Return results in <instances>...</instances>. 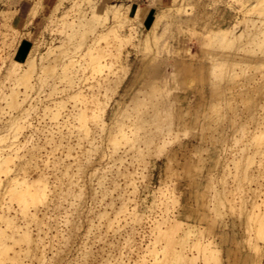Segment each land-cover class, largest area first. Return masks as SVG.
<instances>
[{
  "label": "bare ground",
  "instance_id": "bare-ground-1",
  "mask_svg": "<svg viewBox=\"0 0 264 264\" xmlns=\"http://www.w3.org/2000/svg\"><path fill=\"white\" fill-rule=\"evenodd\" d=\"M256 1L257 3L252 7V9L256 11L257 7H259L260 8L259 12L261 17L259 19L252 17L244 18L246 23V29L241 33H238L236 31V24L240 23L241 20L240 18H238L236 24L233 25L230 24L227 28L218 27L216 29V34L221 35L223 37V39L220 41V45H222L225 48L226 47L233 48L236 42L240 43L239 41H242L243 37H246L245 33L247 35H257L258 33L260 36L259 38L260 41L258 42L256 41L257 43H255V45L264 46V0H256ZM39 2H40L39 6H41L42 4L41 0H39ZM97 3H99V0L96 2L94 0H57L54 6L51 8L49 16L45 17L44 20L45 22L41 25V27H44V30L50 33L55 31H59L60 33H62L64 38L61 40V42L59 41L60 44L54 43L53 41L55 40L52 39L53 41L51 42V44L47 46V50L45 52H38L37 54H32L30 55V57H28L26 61L27 68L21 70L20 72L17 71L18 69L17 65L15 63H11V66L8 68L5 74V79H8L11 82L10 86L7 87L6 89L4 88L5 85H3L4 81L0 82V99L3 101L0 103V264H71L73 263L71 262L73 260H68L67 257L65 256L66 254H63L64 251L60 250L61 247H56L57 245L56 243H58L61 246L62 241L65 240L64 242L67 241L66 243L68 244V241L70 239L73 240L74 238L73 236L76 233H78L77 231H79L80 228H82L81 225L83 223H81L80 220L83 217L81 215L84 213V209L86 208V204L88 202L87 200L88 193H86L85 191L86 186L84 180V173H85L86 164L93 163V161H91L90 159L84 162L82 160V156L84 155V153L90 150H96L98 148L99 132H104L106 129L110 127V123H111V122L108 123V118H107L108 113H106L108 101L105 98L103 99L95 95L88 96L85 93L81 85L85 81V79H83L84 81L82 82L83 73L81 72L85 73L87 69H91L90 70L91 75L95 77L97 72H102L106 67L116 66L115 69L117 70H122V71L125 70L127 67L126 62H123L121 58L122 42L124 41V39H131V37L135 35L136 33L135 21L142 22L144 20V17L148 15V10H149L147 7L146 12L144 13L142 12V8L144 7L140 6L139 8L133 11L132 4H126V3L105 4V5L104 3H101L103 4V7H101L100 9L99 7L101 5L98 4L100 5L98 6ZM69 4L71 6H69ZM35 6H37L35 8L37 9L38 4L37 5L35 4ZM35 9H32L33 11L31 10L32 11L30 12L32 13L31 15L34 14ZM39 11H41V9ZM71 11H74L75 14H71ZM249 11H251V9L248 10V12ZM188 12L190 13V9L187 8L186 1L184 2V0H171V2L168 3L167 5L161 6V8L153 15L152 27H150L147 30V32L139 38L137 46L139 48L143 47L145 49H149L153 47L152 41H150L152 32L155 26L163 18H168L170 22H174L176 23V25L177 23L180 25L187 24V26L189 24H195L198 21V16L182 17L183 13L186 14ZM36 13L37 12H35L33 17H35V15H38ZM30 17L32 18V16ZM228 34L232 35V38L228 39L227 38ZM90 36H91L90 38L91 40L88 41ZM74 39L76 40L75 42H73L74 48L71 49L70 47L67 46L66 42L72 41ZM157 40H158L157 37H154L153 39L154 46H156L155 44H157ZM104 43L106 45H103ZM249 43L251 44V42ZM262 48L263 47H261V49ZM179 50H181L180 47L177 48V51ZM186 51L188 54L192 53L190 48H187ZM258 52L262 53V55L259 56ZM235 55L238 57L239 60L232 62L228 59L230 55L227 54L226 58L221 60L220 61L221 63L218 64V66L223 68L230 67L228 71V80H229L228 84L230 83L235 84L241 79V76H243V74L246 71V69H244L245 68L244 66L247 65V60L253 59L255 69L257 70L258 69L261 70L263 66L264 48L262 50H255L245 45L244 46L241 45L235 51ZM86 57H89L90 60L87 61L85 59ZM38 61H40V63H38ZM215 65H210V66L214 67ZM238 68H240L239 71L237 70ZM202 69H204V66H201L198 70H202ZM0 71H1V66H0ZM208 72H210V70H208ZM222 74L223 76L227 75L226 73L224 74V72ZM118 75L119 74L116 75L118 79L114 78L115 79L114 81L117 84H119L120 82V77ZM252 76L250 75L248 77H252ZM157 79H156V83H157ZM51 81L52 83L49 84ZM97 81L98 84L101 85L100 80ZM58 83H63L64 86L63 89L60 88ZM191 83L194 82L192 81ZM48 84L50 85V91L45 97H41L40 94L44 91L43 88ZM216 84H219V82L215 83V85ZM228 84L226 83V85ZM241 84L243 85V83ZM157 85L158 84H156V86ZM185 85H187V82ZM220 86L216 85V88H214L215 86L213 87V89L211 88L212 92L215 93V96L216 94L224 95L225 90L228 89L225 87V89L223 90ZM102 87H105V85H102ZM110 87L111 85L109 86L107 85L105 91L107 92ZM186 87H190V83ZM251 87L252 88L254 87V90H256L259 93H264L263 87H259V85L258 86L252 85L250 86V88ZM250 88L248 87L247 89L249 90ZM252 88L250 89V91L253 90ZM60 89L63 95L59 96ZM155 90L158 89H154L152 91ZM243 91L246 92L245 89ZM243 91H240L241 93L239 92L240 94L239 93L238 94L241 95L242 93H244ZM227 94H229V91ZM145 95L147 96V93L144 94V96ZM223 95H221V98ZM230 95L231 96H227V95L224 96L226 97L225 101L227 103V106H229L228 110L234 114V117H236L238 116V110H239L238 102H235L237 101V96L235 98L236 94L232 96L231 93ZM250 95L254 96L252 94ZM146 96L143 98V101L145 98L147 97L149 98V96L151 97L152 94L151 95L149 94L147 97ZM175 96H176L175 98L178 99L177 95ZM211 96L212 97H210V100L211 98L213 99L212 94ZM241 96H242L241 98L242 103L244 102L245 106H247V109H249L250 105L247 104L246 101L249 100L248 102H250L251 96L250 97L248 96V98H246L247 95L246 97L243 94ZM192 97L193 96H191V98ZM175 98L173 99L176 101ZM186 98H189V96L185 97L184 99ZM221 98L219 96L217 98L216 96V100L218 99L220 100ZM253 98L254 97H252V101H254ZM71 100L74 101V105L71 108H69L67 104ZM193 100H191V104L193 103ZM117 101L118 103H121L120 100ZM137 101H138L137 99L134 100V104L139 106V103H137ZM155 101L153 104H155L156 102L158 103V101L156 102ZM179 101L180 100L176 102ZM212 101H214V99ZM212 101H209V103L212 104ZM139 102L141 101L139 100ZM143 103H141L142 106L145 105V107H148V105L146 106L145 101ZM195 103L196 102H194V104ZM218 103L220 104L219 101ZM200 104H203V102H201ZM135 105H133V107H135ZM142 106L140 107V109L142 108ZM149 106L151 105L149 104ZM200 106L202 105H199V107ZM207 106H209L208 109H210L213 105L212 106L207 105ZM151 107H153V109L155 108L158 110V107L156 105L155 107L154 106ZM135 108L136 110H134ZM135 108L133 109L134 112L136 111L137 112L136 114L140 115L141 114L140 111L142 109L139 110L138 109L139 107L137 106ZM189 109L191 110L190 107ZM189 109L187 112L186 110L182 111V116H180L181 121L177 119L178 121H180L181 125L182 124H184V126L187 125L183 123V119L185 117L184 115L189 114L188 113L190 112ZM216 109H219L220 111L223 108L215 107L214 110ZM197 110L195 111L193 109L192 111H195L196 113L201 111V109L199 111ZM155 111L154 114H152V116L150 115L152 122L154 124L153 129L154 128L158 129L157 130L158 132L163 131L162 129H160L161 125H158L159 123H157L158 120L160 119L158 117V114L160 112L155 113ZM225 111L226 109L224 110V112ZM33 113L36 115V121L34 120L35 122L32 121L31 119ZM208 113L205 116L210 114L213 115L215 112L214 113L212 112L210 114ZM249 113L251 114V112ZM224 114L219 113L220 115L219 117L222 118ZM113 115L114 114L111 111L110 120L114 119ZM138 115L132 116L133 118H131L129 115L127 116H129L130 118L129 120L131 119L134 120L135 117H137L139 120L140 117L143 116L144 114H142L140 117H138ZM198 115L196 114L195 116ZM174 117H176V115ZM211 117H207V119L209 120V118ZM213 117L215 116L213 115ZM216 117H218V115ZM46 118H49L50 123L46 122L47 124H44ZM215 118L213 119L214 121ZM223 119H227V118L223 117ZM208 120H206V122ZM211 120L208 121L207 124L209 122L211 124ZM217 120L218 118L216 119V121ZM190 121L192 122V120ZM147 122L149 123L151 121L148 120ZM230 122H232L235 125L236 121L234 119ZM139 123H137V125ZM240 123L238 124H240L243 127L242 128L240 126L242 128L240 129L243 132V129H245V123L243 121L242 122L240 121ZM130 124L131 125L129 126L125 125V123H122L121 125H123L124 127L127 126L126 128L128 129L130 128V131L134 134L133 139L135 140L138 138L136 136H138L137 133L139 129L137 128L138 129V131L136 130L137 132L134 131L133 128L136 127V125H134L132 128V125L134 123H131L130 121ZM151 124L149 125L152 127ZM175 124L177 123L175 122ZM150 126H148L147 128L151 131L152 129H150L151 128ZM210 127L211 125H209V128ZM232 127L235 126L232 125ZM126 128H121L120 133L123 137L129 139ZM214 128H210V129L212 130ZM241 130L239 131L241 132ZM161 134L162 136L161 138H159L162 141L161 143H159L160 146L162 144H163L162 146H165L166 144L171 142V138L173 135V131L171 127L169 130ZM263 134L264 131L261 132L259 136L254 135L252 136V138L248 139L251 142V144L255 146L254 151L256 153H260L261 152L260 149L264 148V146L259 147V144L262 143L264 140V136H262ZM157 136H159V133ZM83 140L86 141L88 145L87 144L85 145ZM116 141L114 140L115 143ZM144 143L147 145L148 141ZM159 145L154 143L155 147H158ZM140 146L139 147L136 146L137 149L135 148V150L137 156L134 155L132 161L130 162H127V159H125L126 152H123L122 154H118V147L116 146L114 147L111 157H114L115 159L117 157L119 163L115 168L111 166V168L108 170L110 173L109 175L112 176L110 180V184H111L110 188L105 187L106 186L105 181H107L108 173H106V175L98 174L99 170H105L106 167L102 166L101 168H97V167L93 168L91 174L98 176V184L100 185L101 188L102 198L100 201H97L98 199H96V197L94 198L92 197L93 195L91 196L92 204L90 206L88 205L87 209H89L90 210L89 212H92V214L95 215V217L93 218L98 219L97 220L98 224L94 223L92 218L89 219L90 227H87L86 234L87 235L92 234L94 229H96V231L100 230L103 224V220H105L106 223V227H107L106 230L113 229L114 224L118 223V225H120L119 224L121 223L120 217L124 216L126 225L130 226L129 231H127L126 235L124 236V241H125L124 244H126V246L119 248L120 251L118 255L112 256L114 260L117 261L119 260L118 263L121 262L120 264H148L146 259L147 256L152 257V259L154 260V264H199L200 262H202L203 264H209L210 262H213L214 264H223L224 256H223L222 248L218 244H214V242H209V243L203 242L205 231L197 228L198 227L197 225L183 221L178 215L173 216V218L170 217L166 218L162 216V220L160 219H157L155 221L153 220L152 225L154 227H152L151 229L153 237H151L152 239L149 240L148 243H144L145 235L143 234H140V236L137 235L139 233L137 226L141 225L143 220H145V217L142 213L139 212L138 205L133 208H129V202L132 201V199H130V193L135 194L138 192L135 175L140 174V172H138L137 165L139 164L137 163L145 160V155H146V151L144 150V148H140ZM249 146L243 147L239 152V155H235L236 157L234 156L235 164L234 163L233 164L235 165V170H236V174L234 175V177L235 179H238L237 182L241 180L239 179L240 176L239 170L241 168V163L245 161L246 162L245 164H247L246 169H244L245 167H243L242 177H240L244 179L247 178L248 173H250V172L247 173V171H249L248 168L249 164L254 163L252 156L249 153V149H250ZM147 147L149 149L152 148L153 146L150 145L149 143V146ZM197 148L195 150H197ZM209 151L207 153L211 152ZM174 152L171 153V155L173 154L174 156L169 155V157H167L168 158L167 165L169 170L171 169V161L173 160V158L175 159L177 156L176 152H175L176 155L174 154ZM196 160L193 161L190 158L187 159V161L183 164V170L187 172V174L191 177L193 181L196 180L192 178L193 177L192 175H194L193 173L201 168L204 169L203 167L204 165L202 167L199 166L201 165L199 164V162L202 163L205 160V158L203 156H199L198 161ZM214 162H218V160H215ZM258 165L259 168L258 167L257 168L258 170H260L261 169L260 167L263 165V161L259 160ZM131 166L133 167V170L131 169L132 168ZM245 175H247V177ZM115 176H119V177L121 176L122 178L125 179L124 188H120L121 186L119 182L116 180ZM208 182L210 183V181ZM206 185H204L205 189L208 186H210V184L208 185V183ZM129 187H131L133 191L130 192L128 190ZM237 188L239 189V191L243 190L244 185L239 184V187ZM93 190H94L93 191L94 195H96L97 188H94ZM116 191L117 192L119 191L118 193H116L117 196L115 194ZM158 191L160 192L162 198H164L162 200L164 203L163 205L166 206L165 211L168 212L167 210L168 207L170 206L169 204L170 203L175 204L178 201L177 199L178 196L174 195L175 190L169 191V189L164 190L162 188H159ZM244 191L245 190H243V192ZM249 192H252L254 195L257 192V190L251 188V191ZM242 194H241L242 197L241 196L240 197L242 198L241 201L244 203L246 200L245 198H243L244 193ZM96 196L98 197L99 195L97 194ZM107 196L109 197V199L107 200L108 203L105 202ZM253 197L255 198V196ZM116 199H119L120 203L116 202ZM216 199L220 200L221 198H219L218 196V198ZM217 200L216 203L214 202L215 205L221 203L220 206L222 207L224 204L223 202H221L222 200L218 204H217ZM226 201H228V205H230L228 209L231 208V210L234 211V207L236 206L235 201H232L230 199ZM63 202L64 203L68 202L70 206L72 205L75 213L73 214L70 213L72 212L70 211L72 207L68 209L63 207L64 208L63 209L62 208L63 206L62 204H64ZM97 203L105 204V206L102 210L94 212L96 210V208L94 210V207H96L95 205H97ZM117 203H119V206L117 205ZM251 204H252V209L248 213L249 215L248 217H250L249 219L253 221L257 220V223L259 224L257 226H260V231L263 232L264 199L261 202L254 199L252 200ZM159 206L161 207L162 205ZM220 206H214L213 209L216 210L215 213L216 215H213L214 217L212 219L205 217V214L206 216H208L207 213L204 214L201 213L198 216V218L201 221H203L205 218H207L208 220L209 219L212 220V222H210V226L208 227V229L212 234H215L214 228L216 226L215 224H218L216 222H218L217 220L219 219V217L221 216L220 219L225 218V215L224 217L222 215L223 211H220L219 208ZM61 209H63L64 212ZM109 209L111 211H109ZM210 209L211 208H209V210ZM210 212H212V209ZM111 213L114 214V217H111ZM74 214L76 215V217H74ZM62 215L65 216L63 217ZM61 218L62 219L64 218V220H61ZM130 218L132 219L134 224L128 222V219ZM62 222H64L63 225H65L64 227H66L65 231L67 230V226L69 225L70 228V229L68 228L69 233L67 231L65 234L64 228L63 230H61L60 224ZM219 224H221V222H219ZM113 231L114 233L118 232L117 229H113ZM107 233L108 232H106L105 234ZM86 234L84 233V235ZM103 235H101V233L97 234L96 232V234L94 233V237H93L94 241L88 239L89 241L87 240L86 242H81L82 246L80 248L81 250L80 252L82 253V256L81 255L80 256L82 257L83 264H88L87 262L88 258L95 256L96 253H94L95 251L93 252V248H94L93 244L97 242L96 241L97 239L98 241H109L108 239L106 240V238H103ZM193 236L196 241L190 242L189 240ZM248 238H250V235L248 236ZM84 239L86 240L87 238ZM110 245H112V248L115 247L118 248L115 242H111ZM188 246L190 247L188 248ZM124 248L128 252L126 255H124V251H123ZM194 249L196 253L193 252ZM134 255H136V257H134ZM249 256L250 255L245 256V260H244L245 264L249 263L248 262V260H250L248 259L250 258ZM78 258L76 257L75 259L78 260ZM96 259L97 258L95 256L94 261H92V263L90 264H96L97 261ZM251 262H252L251 264H255V261H253V259L251 260ZM112 264H116V263H112Z\"/></svg>",
  "mask_w": 264,
  "mask_h": 264
},
{
  "label": "rangeland",
  "instance_id": "rangeland-1",
  "mask_svg": "<svg viewBox=\"0 0 264 264\" xmlns=\"http://www.w3.org/2000/svg\"><path fill=\"white\" fill-rule=\"evenodd\" d=\"M56 1L57 0H41V3L43 5L41 4V6H39L40 4L39 0H0V66H1L0 82L4 81L3 84L5 85L4 88L7 89V87H9L11 83L8 79H5V74L8 68L11 66V63H15L18 67L17 71L20 72L21 70L27 68L26 61L28 57H30V55L37 54L38 52H45L47 50V46L51 44L53 40H55L53 41L54 43L60 44L61 40L64 38L63 34L60 33L59 31L50 33L44 30V27H41V25L45 22L44 21L45 17L49 16L51 8L54 6ZM94 1L96 2L98 0H94ZM185 1L187 4V8L190 9V13L189 12L186 14L183 13L182 17L198 16V21L195 24H189L187 26V24L180 25L178 23L176 25V23L170 22L168 18H163L155 26L152 32L150 41H152L153 47L149 49H145L143 47L139 48L137 46L138 40L141 36H143L147 32V30L150 27H152L153 25L152 18L155 12H157L161 8V6L170 3L171 0L169 1L167 0H99V3H97V5L98 4L101 5V6L98 5L100 6L99 7L100 9L101 7H103V4L101 3H104V5L116 4V3L132 4V8L134 11L140 6H142L141 4L137 5L138 2L140 3L146 2L148 4L147 6H143L144 8H142V12L145 13L147 7L149 10H148V15L144 17V20L142 22L135 21V27H136L135 35L131 37V39H124V41L122 42L121 58L123 62H126L127 67L125 70L123 71L117 70L115 69L116 66L106 67L102 72H97L95 77L91 75V71H90L91 69H87L85 73L81 72L83 73V77H84L83 78L81 76L82 82L84 81L83 79H85V81L81 84L85 93L88 96L95 95L103 99L105 98L108 101L106 113H108L107 116L108 123L110 122L112 123V124L110 123V127L106 129L104 132H99L98 148L96 150H90L84 153V155L82 156V160L84 162H86L88 159L93 161V163L86 164L85 173H84V180L86 186L85 191L86 193H88L87 200L89 202V203L87 202L85 209H87L88 205L90 206L92 204V198H91L92 195H93L92 197L94 198L96 197V199H98L97 201H100L102 198L101 188L100 185L98 184V176L91 174L93 168L95 167L101 168L102 166L106 167L105 170H99L98 174L106 175V173H108L107 181H105V185H106L105 187L110 188L111 187L110 180L112 176L109 175L110 173L108 170L111 168V166L115 168L119 163L117 157L116 159L114 157H111L114 147L115 146L118 147V154H122L123 152H126L125 159H127V162H130L132 161L134 155L137 156L135 150L136 146L139 147L141 145L140 148H144V150L146 151V155H145V160L137 163L139 164L137 165V169L138 172H140V174L135 175L138 192L135 194L130 193V199H132V201L129 202V208H133L138 205L139 212L142 213L145 217V220H143L141 225L137 226L139 231L137 235L138 236H140V234L145 235L144 243H148L149 240L152 239L151 237H153L151 232L152 227H154L152 225L153 220L154 221L157 219L162 220V216L166 218L167 217L173 218V216L178 215L183 221L197 225L198 226L197 228L205 231L203 242L206 243L214 242V244H218L222 248L223 256H224L223 264H228V263L245 264L244 260L246 255H250L249 256L250 258H248L250 259L248 260L249 262L248 264L252 263L251 262L252 259L253 261H255V264H264V230L263 232H261L260 226H257L259 225L257 223V220L253 221L249 219L250 217H248L249 216L248 213L252 209V204H251L252 200L256 199L261 202L264 199V148L260 149L261 151L260 153H256L254 151L255 146H253V144H251V142L248 140L252 138V136L254 135L259 136L261 132L264 131V93L257 92L256 90H254V87L253 88L251 87L253 90L250 91L251 89L250 86L252 85L253 86L259 85V87H263L264 89L263 86L264 61L261 70L259 69L257 70L255 69L253 59L247 60V65L244 66L245 67L244 69H246V71L244 70L245 73L243 74V76H241L242 80L240 79L235 84L232 83L228 84L229 83L228 71L230 67L223 68L218 66V64L221 63L220 61L226 58L227 54L230 55L228 58L230 61L233 62L239 60L238 57L235 55V51L241 45L242 46L245 45L255 50H262L264 46L255 45V43L260 41L259 40L260 36L258 33L257 35H247L245 33L246 37H243L242 41H239L240 43L236 42V44L234 45L235 47L233 46V48H229V47L225 48L222 45H220V41L223 39V37L221 35L216 34V29L218 27L227 28L230 24L231 25L236 24L238 18H240L241 20L240 23L236 24V31L238 33L245 31L246 23L244 18L252 17L259 19L261 17L259 12L260 8L257 7L256 11L252 9V7L257 3L256 0H184V2ZM35 4L36 5L38 4L37 9L39 10L41 9V11L35 9L37 7L35 6ZM70 4L69 6H71ZM32 9H35L34 14L35 12H37L36 14H38L35 15V17H33L34 14L31 15L32 13H30L33 11ZM250 9L251 11L248 12V10ZM71 14H75V12L71 11ZM30 16H32V18ZM154 37H157L158 39L157 44H155L156 46H154V42H153ZM90 38L91 36L89 37L88 41L91 40ZM227 38L228 39L232 38V35L228 34ZM75 41H76L75 39L72 41H67L66 44L68 47L73 49L74 48L73 42ZM249 42H251V44ZM103 45L106 44L104 43ZM179 47L181 48V50H179L180 52L177 51V48ZM261 47L263 48L261 49ZM187 48L191 49L192 51L191 54L187 53L186 51ZM258 53L259 56L262 55V53L260 52ZM85 59L87 61L90 60L89 57H86ZM38 63H40V61H38ZM210 65H215L216 66V67L214 66L215 70L214 67ZM201 66H204V69L198 70ZM211 68L213 69V71ZM207 69L210 70L211 73L208 72ZM239 69L240 68H238L237 70L239 71ZM221 72L222 73L224 72V74L226 73L227 75L223 76ZM117 74H119L118 76L120 77L119 84H117L114 81L115 80L114 78L118 79L116 77ZM250 75L253 76L248 77ZM156 79H157V83H156ZM97 80H100L101 85L98 84ZM192 81L194 83H191ZM186 82L187 85H189L190 83V87H186L187 86L185 85ZM218 82L219 84L216 85L217 86L222 85L220 87L223 90L225 89V87L229 89V90L228 89L225 90L226 93L223 91L224 95L221 94L223 95L222 98L221 95L216 94L217 98L218 96L221 98L220 100L219 99L216 100L215 93L212 92L213 87L215 86L214 88H216L215 83ZM51 83L52 81L49 84ZM226 83L228 85H226ZM241 83H243V85ZM244 83L247 85H245ZM49 84L43 88L44 91L40 94L41 97H45L50 91ZM156 84L158 85L156 86ZM58 85L60 86L61 89H63L64 87L63 83H58ZM102 85H105V87H102ZM107 85L108 86L111 85V87L106 92L105 90ZM248 87L250 88L249 90L247 89ZM61 89L59 90V96L63 95V93H61ZM154 89H158V90H155L156 92L152 91ZM197 89H199L200 91ZM244 89L246 90L247 93L243 91ZM228 91L229 94H227ZM240 91L244 92L242 94L245 97L247 95L246 98H248V96L250 97L251 96L250 94L254 95L250 97L251 98L250 102H248L249 100L246 101V103L250 105L249 109H247V106H245L244 102L242 103V99H241L242 94L239 95L241 93ZM230 92L232 93V96L236 94L235 98L237 96V101L235 102H238L239 110H238V116L236 117H234V114L228 110L229 106H227V103L225 101L226 97H224L225 95L231 96ZM146 93L147 96L149 94L150 95L152 94L151 97L149 96L150 99L145 95L147 98H145L146 100L144 99V101L146 103V106L148 105V107H145V105L142 106L141 104L144 102L143 98L145 97L144 94ZM211 94L213 95L214 101H212L213 100L212 98L210 100V97H212ZM175 95H177L178 99L175 98L176 97ZM187 96H189V98L184 99ZM191 96L193 97L191 98ZM252 97L255 98V99L253 98L254 101H252ZM135 98L138 100L137 103H139V106L134 104V100H136ZM173 98H175L176 101L178 100L180 101L176 102ZM117 100H120L121 103H118ZM139 100L141 102H139ZM153 100L158 101V103L155 101L156 103L153 104L154 103ZM191 100H193L192 104H191ZM209 101H212V104L209 103ZM218 101L220 102V104L218 103ZM1 102L3 101L0 99V103ZM194 102H196L195 104L197 106L194 104ZM201 102H203V104H200ZM149 104L154 107L156 105L158 107V110L155 108L153 109V107L149 106ZM67 105L69 108H71L74 105V101L71 100ZM133 105H135V107L136 106L139 107L138 108L139 110L142 109L141 111H144L146 114L141 111H140L141 113L140 115L136 114L137 112L136 111L134 112L136 108L133 107ZM199 105L202 106L199 107ZM207 105L210 106L213 105L212 106L213 108L211 107L213 110L211 108L210 109L212 111L208 109L209 106ZM219 105L221 108H223L221 109L222 112L221 110L219 111V109L214 110L215 107L220 108ZM251 105H253L254 107ZM141 106L142 108L140 109ZM188 106L191 108V110L189 109ZM117 109L120 110L118 111ZM175 109H177L178 111ZM188 109L190 110V112H188L189 113L188 115L187 114L184 115L185 117L183 119V123L187 125L184 126V124L182 125L180 124L181 121L180 116H182V111L186 110L187 112ZM193 109L195 111L196 110L199 111L201 109L200 111L201 113L200 112L196 113L195 111H192ZM205 109L208 110L209 113ZM225 109L226 111L224 112ZM110 110L115 115V116L113 115L114 118L113 120H110V114H111ZM154 111L155 113L160 112L158 114V117L160 119L158 120L157 123H159L158 125H161L160 129H162L163 131L158 132L157 131L158 129L156 128H154L155 130L153 129L154 124L152 122L151 116L152 114H154ZM205 111L208 114L215 112L216 114L214 113L213 115L215 117L218 115V117L215 118L211 114L205 116L207 114ZM249 112H251V114ZM219 113L220 114L225 113V114L222 116V118H220ZM142 114H144L145 116L144 115H143L144 117L141 116ZM196 114L198 116H195ZM33 115L32 116L35 119H33L32 116L31 119L32 121L34 120L36 121V115L34 113ZM127 115H129L131 118H133L132 116L135 115L141 117L139 120L137 117H135L137 119L134 118V120L132 119L129 120L130 118ZM166 115H168L169 117ZM175 115L176 117H174ZM207 117H211L212 120L215 118V121L218 118L217 120L218 123L217 121L216 123L214 120L212 121L211 118H209L208 120ZM223 117L227 119H223ZM231 118L232 120L235 119L236 121L235 125L232 122H230L232 121ZM177 119L180 121H178ZM189 119L192 120V122ZM146 120L147 121L149 120L151 122L148 123ZM193 120L198 122L196 123ZM206 120L208 121L211 120V124L210 122L207 124L208 121L206 122ZM130 121L131 123H134L132 125V128L134 125H136V127L133 128L134 131L136 130L138 131L139 129L137 133L138 136H136L138 138L135 140L133 139L134 134L130 131V128L129 129L126 128L127 126L131 125ZM240 121L241 122L243 121L244 123L247 121L245 123V129H243V132L241 130L243 127L240 125L241 124ZM46 122L50 123L49 118H46L44 124H47ZM175 122L177 124H175ZM122 123H125V125L127 126L124 127L123 126L124 124L121 125ZM137 123L139 124L137 125ZM149 124H151L152 127ZM147 125L151 127L150 128L152 129L151 131L147 128L148 127ZM209 125H211L210 128L215 127L214 128L215 131L214 129H212L213 130L212 131L209 128ZM232 125L235 127H232ZM170 127L173 131L171 142L166 144L165 146H162L163 144L160 146L159 143L162 142L159 139L162 136L161 133L166 132L167 130L170 129ZM121 128L127 129V134L129 136V139H126L121 135L120 133ZM239 130H241V132ZM158 133L159 136H157ZM154 135L157 137H155ZM262 136H264V134ZM84 140L83 142L86 145L87 139L86 141ZM114 140L115 141L117 140L116 143L114 142ZM146 140L148 141L147 145L144 143L147 142ZM149 143L153 147L148 149L147 146H149ZM154 143L159 146L155 147ZM247 146L250 147L249 153L252 156L254 165L249 164L248 167L249 171H247V173L248 172L250 173H248V177L247 175H245L247 178L244 179L240 177H242L243 167H245L244 169H246L247 164H245L246 163L245 161L241 163V168L239 170L240 173L239 179L241 180L239 181L240 182L239 183L237 182L238 179H235L234 177V175L236 174L234 159L236 157L235 155H239L241 149ZM261 146H264V140L262 143L259 144V147ZM196 148L197 150H195ZM207 150L208 151L210 150L211 152L209 151L210 153H207L208 152ZM174 151L176 152L177 156L175 159L173 158V160L171 161V169L169 170L167 165L168 164L167 157H169V155H171V153H173ZM199 156H203L205 158V160L202 163L199 162V164H201L199 166L202 167L204 165L203 166L204 169L201 168L198 171H196L197 173L196 172L193 173L194 175L196 174L195 176L192 175L193 176L192 178L196 179L193 181L191 177L187 174V172L183 170V164L187 161V159L190 158L193 161L196 159H197L196 161H198ZM209 156L212 157L214 156L213 158L215 159ZM215 160H218V162H214ZM259 160L263 161V165L260 167L261 168L260 170H258ZM131 169L133 170V167ZM115 177L121 186L120 188H124L125 179L122 178L121 176L120 177L115 176ZM208 181H210V183ZM199 183L202 185H200ZM207 183L208 185L210 184L211 187L208 186L205 189L204 185H206ZM239 184L244 185L243 188V190H245L244 192L243 190H240L241 191L240 192L239 189L237 188L239 187ZM94 188H97L96 191L97 194L99 195L98 196L99 198L96 196L97 195L96 193H95L96 195H94L93 192ZM159 188H162L164 190L169 189V191L175 190L174 195L178 196L177 198L178 201L175 204L173 203H172L173 205L171 203L169 204L170 206L168 207L167 210L168 212L165 211L166 206L163 205L164 203L162 201L164 198H162L160 192L158 191ZM251 188L257 190V192L254 195L252 192H249L251 191ZM128 190L130 192L133 191L131 187H129ZM118 192L116 191L115 194ZM242 193H244L243 198H245L246 200L244 203L241 201L242 199L241 197L243 196ZM217 195L219 196V198H221L220 200L218 199L219 201L216 199L218 198ZM253 196H255V198ZM108 199L109 197L107 196L105 202H107ZM229 199L235 201L236 203V206L234 207V211H232L231 208L228 209L230 205H228V201L226 200ZM216 200H217V204L222 200L221 202L224 203L223 206L222 207L220 206L221 203L215 205ZM116 202H119V199H116ZM119 203H117L118 206ZM62 205H63L62 208L64 207L68 209L72 207L70 210L72 212L70 213L71 214L75 213L73 206L72 205L70 206L68 202ZM159 205L162 206L160 207ZM95 206L96 207H94V210L95 208L96 210L94 212L102 210L105 204L97 203V205ZM214 206H220L219 207L220 211H223L222 215L223 217L225 215V218L220 219L221 216L219 217V219L217 220L218 222H216L218 224H215L216 226L214 228L215 234H212L208 229V227L210 226V222H212V220L210 219L214 217L213 215H216L215 214L216 210L213 209ZM209 208L212 209V212H210L211 209L209 210ZM63 209L61 210L64 212ZM85 209H84L85 215L84 213L81 215L83 217L82 218L83 220L82 219L80 220V222L83 223L84 225L83 224L81 225L82 228H80L79 231H77L78 233H76L73 236L74 237L73 240L70 239L68 241V244L66 243L67 241L64 242L65 241L64 240L62 241L61 246L58 243H56L58 245V246L56 245V247H61L60 250L64 251L63 254H66L65 256L67 257L68 260H73L71 261L73 263L70 262L71 264H75L76 262H77L76 264H83V260L81 257L82 253L80 252L81 251L80 248L82 246L81 242H86L88 239L94 241L93 240L94 233L95 234L96 232L97 234L101 233V235L103 234L105 235V236L103 235V238H106V240L108 239L109 241H98L97 239L96 240L97 242L93 244L94 245L93 252L95 251L94 253H96L95 256L97 258L96 264H112V263L120 264L121 262L118 263L119 260L118 261L114 260L112 256L118 255L120 251L119 248L126 246V244H124L125 242L124 236L126 235L127 231H129L130 226L126 225L125 217L124 216L120 217L121 219L120 221L121 223H119L120 225H118V223L114 224L113 229H117L118 230L117 233H114L113 229L106 230L107 228L106 223L105 220H103L101 229L97 231L96 229H94L92 234H90L91 235L90 236L86 234L87 227H90L89 219L92 218L94 223L96 224H98L97 221L98 219L93 218L95 217V215L92 214V212H89L90 211L89 209L87 210ZM109 211L111 210L109 209ZM113 213H111V217H114ZM201 213L203 214L207 213L208 216H206L205 214V217H208L210 219L208 220L207 218H205L203 221H201L198 218L199 214ZM62 216L64 217L65 215ZM74 217H76L75 214ZM61 220H64V218L63 219L61 218ZM128 222L134 224L131 218L128 219ZM219 222H221V224H219ZM63 224L64 222L60 224L61 230H63L64 228L65 231L66 227H64L65 225ZM68 228L69 225L67 226V230L65 231V234L67 231L69 233L70 228L69 229ZM105 231L108 233L105 234L106 233ZM84 233L86 235H84ZM249 235L250 238H248ZM84 238L87 239L85 240ZM189 241L195 242L196 240L194 239L193 236L190 238ZM111 242H115L118 248L116 247L112 248V245H110ZM189 247L190 246H188V248ZM123 251H124V255L128 253L125 248L123 249ZM193 252L196 253L195 249L193 250ZM95 256L88 258L87 260L88 264L94 261ZM76 257L77 258L79 257L78 260L79 259L80 260L79 261L76 260L75 259ZM134 257H136V255H134ZM146 259L148 264H154V260L152 259V257L147 256ZM199 264H203V263L200 262ZM209 264H214V263L210 262Z\"/></svg>",
  "mask_w": 264,
  "mask_h": 264
},
{
  "label": "crops",
  "instance_id": "crops-1",
  "mask_svg": "<svg viewBox=\"0 0 264 264\" xmlns=\"http://www.w3.org/2000/svg\"><path fill=\"white\" fill-rule=\"evenodd\" d=\"M167 1H169V0H167ZM140 4H141L142 6H147L148 3H146V2H144V3H140V2H138V3H137V5H140Z\"/></svg>",
  "mask_w": 264,
  "mask_h": 264
}]
</instances>
